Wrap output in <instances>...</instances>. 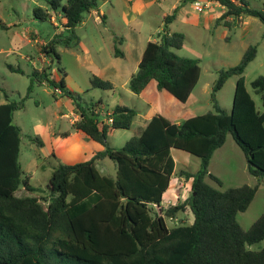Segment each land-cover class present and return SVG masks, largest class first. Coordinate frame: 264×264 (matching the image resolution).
I'll return each mask as SVG.
<instances>
[{
	"label": "trees",
	"instance_id": "obj_1",
	"mask_svg": "<svg viewBox=\"0 0 264 264\" xmlns=\"http://www.w3.org/2000/svg\"><path fill=\"white\" fill-rule=\"evenodd\" d=\"M107 1L47 3L79 45L75 29L85 14L99 10L100 4ZM196 1L185 0L182 4ZM215 1L225 12L214 22V28H232L243 16L264 23V2L263 9L257 10L245 0ZM50 10L38 8L35 17L52 20L55 15ZM177 12L178 8L165 16L159 40L147 44L138 71L129 83L134 94L140 95L154 81L159 91H168L187 103L197 87L202 73L199 60L174 52L185 44V35L169 28ZM59 43L56 36L44 52L60 66ZM67 46L71 48L70 44ZM256 55L257 47L250 46L239 65L220 72L213 88L216 101V93L226 82L238 77L231 113L215 103V111L181 124L157 115L140 136L131 138L120 149L110 147L108 137L115 131L132 128L137 115L134 109L117 105L112 110L113 123L100 126L95 110L105 108L101 102L87 104L80 94L67 88L64 77L58 80L46 70L34 69L25 98L11 102L5 94L6 103L0 105V264H264V248H250L264 240V214L249 230L238 222V215L252 204L258 186L243 185L223 191L207 180L222 187V181L210 174L209 166L229 134L246 156L249 173L264 180V77L252 83L263 101L262 109L247 90L243 77ZM114 56L125 55L115 46ZM59 66L58 71L65 76ZM46 82L73 101L81 116L73 129L105 149L86 162L59 163L43 190L45 195L38 198L34 194L40 189L31 184V175L20 163L22 130L15 123V113L24 109L35 84ZM91 84L95 89H114L112 83L96 76ZM29 141L44 146L38 137H29ZM172 150L200 158L201 165L196 173L181 172L192 180L189 199L163 209V197L176 166ZM105 158L115 163V177L97 169V162ZM22 189L30 196L19 197ZM187 208L194 216L192 224L170 228L167 218H175Z\"/></svg>",
	"mask_w": 264,
	"mask_h": 264
},
{
	"label": "rangeland",
	"instance_id": "obj_2",
	"mask_svg": "<svg viewBox=\"0 0 264 264\" xmlns=\"http://www.w3.org/2000/svg\"><path fill=\"white\" fill-rule=\"evenodd\" d=\"M67 0H62L65 4ZM184 3L185 0H175ZM253 9H263V0H245ZM215 0H211L210 14L219 16L223 10L216 8ZM181 5V4H180ZM42 8L50 10L47 0H0V101L5 100V94L11 102H20L27 95L31 84V75L34 69L47 71L52 76V69L56 70V78L64 77L70 88L80 94L87 104L103 103L107 108L114 105V100L124 102L130 108L139 110L142 104L137 96L124 85L122 80L117 84L114 93L111 91L93 88L91 79L99 77L112 78L114 59L113 50L115 36L124 37L129 31L132 37L138 39L142 35V42L148 37L158 39L165 28L164 17L172 14L167 5H153L146 7L141 13L129 7L127 2L121 0H108L100 4V9L106 15V19L98 14H85L83 22L75 29L80 44L76 45V37L63 26V20L59 15L54 19L47 18L42 21L35 17V10ZM178 12L177 19L169 26L172 32L185 35L184 47L174 52L180 57L199 60L202 70L200 81L195 88L189 103L188 111L194 116L215 111L217 103L227 113L232 112L234 92L238 77L230 78L224 87L216 93V101L213 100V88L219 79L220 72L233 68L241 62L245 52L250 46L257 47L256 58L249 64L243 77L246 88L252 95L257 106L262 109L263 101L258 95L252 83L258 77H264V23L259 19L243 16L236 21L232 28L219 26L214 28L215 20L209 18L212 23L208 27L207 19L203 18V11L194 10V3H187ZM197 18L198 22H190L188 18ZM106 21V22H105ZM60 30V31H59ZM66 30V31H65ZM58 37L60 43L57 51L61 56V68L67 75L58 72V64L50 63V57L44 52L49 47L53 38ZM70 44L71 48H68ZM117 47L120 45L117 43ZM20 70L21 72H14ZM53 77V76H52ZM51 78V77H50ZM54 86L50 83L35 84L34 92L30 99L26 100L24 109L15 113V123L22 130L20 163L27 173L34 169L35 162L39 167L34 174L31 184L40 189L34 195L44 196L43 190L52 177L55 166L58 165L53 157H47L43 149H39L29 141V137H38L42 140L53 127L57 132H71L70 111L64 109L65 117L57 120L53 115L56 106ZM163 105V103L161 102ZM106 108V107H105ZM101 120L102 118L99 117ZM140 118H137L132 130H118L108 137L110 147L122 148L131 138L139 136ZM99 150L105 148L97 144ZM172 156L176 163L175 174L172 177L171 188L164 194L163 209L178 205L189 199L191 195V182L181 175V170L195 173L200 169V158L181 150H172ZM41 157V160H37ZM227 159L230 162H227ZM56 162V163H55ZM75 162V161H74ZM246 162L243 151L229 134L226 146L215 154L213 170L222 181V187L208 181L210 185L220 190L238 188L243 185L258 186L256 196L246 212L238 215V222L244 230L251 226L264 214V180H259L249 172L244 173ZM97 169L106 176H116V165L109 158L99 161ZM174 196L171 197V194ZM19 197L30 196L25 190L18 192ZM194 216L189 208L185 212H179L175 218H167L170 228L192 224ZM252 250L264 248V240L250 247Z\"/></svg>",
	"mask_w": 264,
	"mask_h": 264
},
{
	"label": "crops",
	"instance_id": "obj_3",
	"mask_svg": "<svg viewBox=\"0 0 264 264\" xmlns=\"http://www.w3.org/2000/svg\"><path fill=\"white\" fill-rule=\"evenodd\" d=\"M121 1L127 2V4L129 5L130 8H132L135 11H138L139 13H141L142 10H144L146 7L148 8V7H151L153 5H158V6L167 5V8L171 12L172 11L174 12L177 8H178V12H179L181 10L180 9L181 6L182 7L184 6V4H182L178 1H176V4H174L175 0H121ZM215 4L217 5L216 8H219L225 12L224 7H222L217 2ZM178 12H177V14H178ZM204 12L205 11H203L202 15H204L203 18L207 19L209 28H211V26H212V23H209V21H210L209 18L212 17V19L216 21L224 13V12H222L219 16H217V15H212V13L210 14V11H208V12L206 11V13H204ZM92 13L93 14L100 13L102 15V17H104V19H106V15L103 14V12L101 10L93 11ZM167 15H171V14H167ZM188 20L190 22H194V23L198 22V19L197 18L194 19L193 17L191 19L188 18ZM170 31H171V29H170ZM137 36L139 37L138 39H135L134 37H132L131 31H129L122 38L115 36V45H114V50H113V56H114L115 46H117V43L120 45L119 49L124 53L125 56H124V58L114 56V59H112V61L110 62L111 64H113L112 78H110V76L109 77L103 76V78L106 79L105 81H109L110 83L113 84L114 89L110 90L112 93H114L116 91L117 84L120 83L121 80H122V83L124 85L129 86V83H130L132 76L138 71V67H139V64L142 60V57H143V54H144V51H145L147 44L150 41H158L159 40V39H151L150 37H148L144 42H142V40H141L142 35L138 34ZM59 67H61V66H59ZM62 69L64 70V74L67 77V75L65 73V69L64 68H62ZM52 75L56 78L57 73L55 72ZM61 78H62V76H60L59 79H61ZM64 80H65V78H64ZM65 83H66L67 88L70 89L71 91H73L70 88V86L67 84L66 80H65ZM136 96H137V100H139L140 103L142 104V108H140L139 110L132 108L137 113V115L134 119L132 128L134 126L136 119L140 118L141 127H140L139 136L142 134V132L148 126L150 121L157 115H162V116L166 117L167 119H169L171 122L176 123V124H181L183 121L188 120L192 117H195L192 113H190L188 111L189 101L187 103H182L180 100H178L176 97H174L168 91H159L157 89V84L154 81L150 82V84L146 87V89L140 95H136ZM161 102L163 103V105L161 104ZM4 103H6V99L4 101H0V105L4 104ZM117 105H123V106L129 107L124 102H119L118 100H114V105L111 108L110 107L107 108V106H105V105H104V107H106L105 108L106 111L113 112L112 110ZM64 109L69 110L71 112L70 115L78 113L76 108H75L73 101L70 98H68L67 96H65L63 94L60 96H56V106H55V109L53 110V115H55L57 120H61L65 117H69L68 114H65ZM74 123H75V121L71 120L72 129H73ZM50 128H51L50 131L47 129V135L44 138V140L39 138L40 140H42L44 142V146L38 147L36 144L35 145L39 149H43L45 152L47 150V153H46L47 157H53L58 164L59 163L76 164L79 162H86V161L91 160L98 152L103 151L102 149L99 150L98 147H96L98 143H96L93 140L86 137L82 132H79V131L74 130V129L71 132H57L53 127H50ZM132 128L130 130H132ZM66 133L68 135H66ZM226 143H227V141H226ZM226 143L222 148L218 149L214 153V155L211 159V162H210V166H209L210 174H213L216 177H217L216 172L212 168L214 158H215V154L219 150H222L226 146ZM32 144H34V143H32ZM41 159L42 158L39 157L37 160H41ZM244 160L246 162V166L244 167L243 170H244V173H246V171L249 172V167H248V162H247L245 155H244ZM100 161H102V160H100ZM227 162L229 163L230 160L227 159ZM98 164H99V161L97 162V165ZM38 167H39V164L37 161L34 164L33 170L29 171L28 173L25 171L27 174L31 175V181L34 177V174L36 173L35 169H38ZM175 169H176V166H175ZM181 171H183V170H181ZM186 172H188V171H186ZM174 174H175V172H174ZM207 180L209 181V179H207ZM190 182L192 184V180H190ZM171 183H172V180H171ZM170 188H171V184H170L169 189ZM172 196H174L173 193L171 194V197ZM163 200H164V197H163Z\"/></svg>",
	"mask_w": 264,
	"mask_h": 264
},
{
	"label": "built area",
	"instance_id": "obj_4",
	"mask_svg": "<svg viewBox=\"0 0 264 264\" xmlns=\"http://www.w3.org/2000/svg\"><path fill=\"white\" fill-rule=\"evenodd\" d=\"M233 1H237V0H233ZM210 4H211V0H197L194 3V9L196 11H200L201 12V11H204L205 9L209 8ZM50 63H53L52 59H50ZM53 65H54V63H53ZM52 72L53 73L56 72L55 68L52 69ZM54 92H55V95H57V96H60V95L63 94V92L59 88H54ZM95 113L98 115V122H99L100 126L111 125L113 123V114H112V112L106 111L105 108H101V109L97 108L95 110ZM99 117L102 118V119L100 120ZM71 119L73 121H75V123H76L77 121H79L81 119V116H80L79 113L73 114V115H71Z\"/></svg>",
	"mask_w": 264,
	"mask_h": 264
},
{
	"label": "water",
	"instance_id": "obj_5",
	"mask_svg": "<svg viewBox=\"0 0 264 264\" xmlns=\"http://www.w3.org/2000/svg\"><path fill=\"white\" fill-rule=\"evenodd\" d=\"M259 114V113H258Z\"/></svg>",
	"mask_w": 264,
	"mask_h": 264
}]
</instances>
